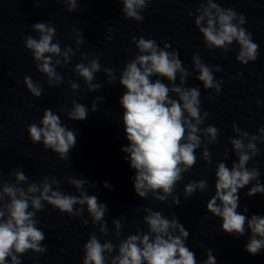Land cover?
Wrapping results in <instances>:
<instances>
[{
  "label": "clouds",
  "instance_id": "1",
  "mask_svg": "<svg viewBox=\"0 0 264 264\" xmlns=\"http://www.w3.org/2000/svg\"><path fill=\"white\" fill-rule=\"evenodd\" d=\"M55 2L67 5L68 12L77 8V0ZM119 2L123 5L125 18L139 22L144 19L141 12L152 0ZM189 15H195V26L209 51L219 49L227 53L235 41L239 46L237 62L247 65L257 59L259 45L253 42L252 34L243 27L246 23L243 14L232 8H223L215 0H202L195 13L190 11ZM32 30L39 37H25L24 46L31 51L36 69L47 78L48 85L58 86L63 77L56 68L66 67L80 51L84 43L82 33L73 29L77 45L74 50L69 46L61 48L59 41L53 42L56 29L49 22H37L32 25ZM107 39L110 41L112 37ZM132 39L139 54L125 64L119 77V84L126 90L119 102L124 109L122 119L129 142L121 151L126 154L125 160L130 168L135 170L132 181L136 195L146 199L151 194L155 201L161 203L171 197L172 204L178 206L179 195H174L177 184L182 181L184 173L197 163L196 150L202 145L200 158L206 164L211 163L208 145L217 143L219 130L212 125L201 127L210 113L201 112L200 88L184 87L192 73L183 66L178 51H169L171 45L168 43L161 48L154 39ZM99 59L94 53L81 54V62L73 69L83 79L89 92L101 88L100 84L93 83L95 74L100 71L107 75L108 84L115 83L117 79L114 69L101 68ZM192 63L198 73L195 78L203 88L219 95L223 80H217L214 73L221 72V67L205 64L199 54L193 55ZM177 76L179 84L176 83ZM153 77L157 78L153 80ZM160 78L167 80L171 87ZM24 84L32 96L38 98L42 95V85L31 77L25 76ZM69 84L75 95L79 85L71 81ZM102 100L103 97L99 96L93 100L92 112L97 111V102ZM256 103L259 105L261 101L257 99ZM71 104L70 110L67 107L61 109L67 118L71 121L86 120L88 107L76 100H72ZM232 130L236 136L229 142L237 161L232 163L231 168L223 161L217 164L215 194L208 200L206 210L222 220L221 230L225 234L240 238L246 231L250 232L244 250L256 256L264 249V215L254 214L249 218L239 212V191L255 181L246 196L264 194L258 168L247 167L259 155L257 145L264 142V127L258 129V135L242 130L236 123H233ZM27 133L33 144H42L45 150L56 153L60 160H67L76 146V133L62 124L60 116L51 109H45L39 125L30 124ZM224 159H228L227 149ZM10 175L14 177V183L5 181L0 174V264H22L21 257L27 252L42 254L46 251L42 245L46 236L37 227L39 221L36 219V214L44 209L45 204L72 217H82L86 207L93 226L98 225V231L108 235L105 219L108 205L100 202L97 195H90L85 188L86 185L95 187L94 182L67 177L68 183L79 193L71 195L60 190L61 182L55 177L44 176L39 182H33L19 168ZM103 187L112 189L113 186L105 181ZM207 190V179L190 181L185 185L183 195L187 199L196 192ZM143 211L146 213L143 217L148 229L146 233L138 231L120 239L125 217L114 219V236L119 243L114 245L107 240L101 243L95 233H90L83 246L82 264H197L195 253L185 243L189 232L175 214L169 219L148 207ZM247 212L245 207L243 213ZM82 223L86 226L89 220L83 219ZM114 251L117 252L115 256L112 255ZM206 257L201 264H217L212 249H206Z\"/></svg>",
  "mask_w": 264,
  "mask_h": 264
}]
</instances>
